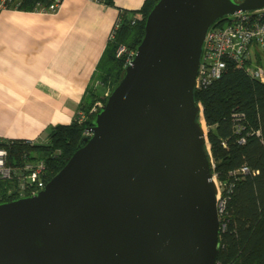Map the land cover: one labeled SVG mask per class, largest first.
<instances>
[{"label":"water","instance_id":"1","mask_svg":"<svg viewBox=\"0 0 264 264\" xmlns=\"http://www.w3.org/2000/svg\"><path fill=\"white\" fill-rule=\"evenodd\" d=\"M262 7L158 0L68 162L0 202V264H216L219 189L196 76L210 25Z\"/></svg>","mask_w":264,"mask_h":264},{"label":"trees","instance_id":"2","mask_svg":"<svg viewBox=\"0 0 264 264\" xmlns=\"http://www.w3.org/2000/svg\"><path fill=\"white\" fill-rule=\"evenodd\" d=\"M157 1L145 0L137 11L121 10V24L79 106L85 119L80 121L78 113L71 123L53 127L43 144L27 139H0V145L9 150L10 163L21 161L25 152L38 151L47 164L45 184L68 162L92 125L93 105L124 75L127 59L116 55L118 46L124 44L136 50L144 35L146 17ZM35 2L24 0L20 8L34 10ZM223 20L220 18V23ZM195 99L203 108L198 120H204L208 128L209 157L225 201L217 262L264 264V80L229 62L219 78L195 89ZM243 166L258 172L236 173Z\"/></svg>","mask_w":264,"mask_h":264},{"label":"crops","instance_id":"3","mask_svg":"<svg viewBox=\"0 0 264 264\" xmlns=\"http://www.w3.org/2000/svg\"><path fill=\"white\" fill-rule=\"evenodd\" d=\"M145 0H62L56 11L0 13V139L43 144L71 123L121 10Z\"/></svg>","mask_w":264,"mask_h":264},{"label":"built area","instance_id":"4","mask_svg":"<svg viewBox=\"0 0 264 264\" xmlns=\"http://www.w3.org/2000/svg\"><path fill=\"white\" fill-rule=\"evenodd\" d=\"M105 1V0H97ZM62 0H36L34 10L56 11ZM24 0H0V13L9 8H20ZM219 19L208 28L203 45L200 65L196 76L195 88H200L219 78L228 63L246 69L249 75L264 80V7L237 12ZM121 24L117 21L116 28ZM135 51L121 44L117 48L118 57H126L127 63L133 58ZM111 90H106L104 97L97 101L91 111L96 113L106 101ZM86 117L79 112V120ZM33 142L31 140H28ZM9 150L0 145V202L36 193L41 189L47 164L43 157L25 152L22 160L10 163ZM257 173L248 166H243L236 173ZM218 185L217 207L219 218L225 209V201L221 195V184ZM216 264H220L216 262Z\"/></svg>","mask_w":264,"mask_h":264},{"label":"rangeland","instance_id":"5","mask_svg":"<svg viewBox=\"0 0 264 264\" xmlns=\"http://www.w3.org/2000/svg\"><path fill=\"white\" fill-rule=\"evenodd\" d=\"M105 93H106V91L102 92V96H101V98H99L97 101H100V100L104 97ZM97 101H96V102H97ZM96 102H95V103H96ZM202 123H203V126H204L205 130L207 131V126H206L205 121L202 120ZM30 154L33 155V156H39L38 151H35V150L32 151V152H30ZM43 181H44V178H43Z\"/></svg>","mask_w":264,"mask_h":264}]
</instances>
